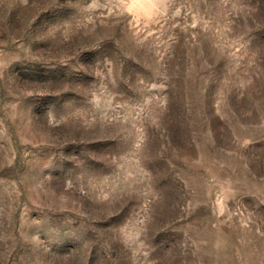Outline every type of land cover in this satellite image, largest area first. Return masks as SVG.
I'll use <instances>...</instances> for the list:
<instances>
[{
    "label": "rangeland",
    "instance_id": "rangeland-1",
    "mask_svg": "<svg viewBox=\"0 0 264 264\" xmlns=\"http://www.w3.org/2000/svg\"><path fill=\"white\" fill-rule=\"evenodd\" d=\"M0 264H264V0H0Z\"/></svg>",
    "mask_w": 264,
    "mask_h": 264
}]
</instances>
